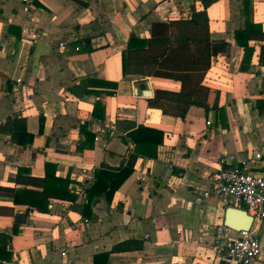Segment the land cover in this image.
<instances>
[{"label":"crops","instance_id":"crops-1","mask_svg":"<svg viewBox=\"0 0 264 264\" xmlns=\"http://www.w3.org/2000/svg\"><path fill=\"white\" fill-rule=\"evenodd\" d=\"M193 9L224 48L201 82L217 91L216 109L191 106L181 119L149 105L179 82L123 76L121 54L131 35L148 39L153 23L190 19ZM247 25L264 32V0H0V233L11 236L0 264H234L212 249L230 206L215 194L187 203L209 188L220 160L264 173V42L248 41L245 52L236 34L243 41ZM140 126L134 139L158 142L156 156L137 154L107 198L102 188L135 154ZM45 178L52 191L67 181L60 192L73 200L37 209L23 193H41ZM251 229L262 251L252 264H264V219Z\"/></svg>","mask_w":264,"mask_h":264},{"label":"trees","instance_id":"trees-1","mask_svg":"<svg viewBox=\"0 0 264 264\" xmlns=\"http://www.w3.org/2000/svg\"><path fill=\"white\" fill-rule=\"evenodd\" d=\"M247 35L243 41L237 36V43L244 48L245 52H252L248 47V41L264 42V32L260 26L247 25L244 30ZM243 31V32H244ZM251 31H254L251 34ZM224 46L215 45L210 41L208 21L205 11L195 12L193 9L190 19H179L168 22H156L151 25V36L148 39H140L135 35H131L127 41L126 48L122 51V74L149 76L164 79H171L179 82L180 90L178 93L165 92L161 90L155 91V95L149 105L154 108H159L165 114L185 118V115L191 106L203 108L206 112L211 109H216L214 104L217 99V91L209 88H203L201 82L207 71L210 68L211 58L219 53ZM259 63L264 66V45L260 46ZM202 96L199 97V93ZM201 98V99H200ZM259 113L264 112V100L257 101ZM22 122V121H19ZM42 123V119H40ZM24 126V125H23ZM24 127L16 125L14 129L19 135L26 133ZM142 130V126L132 132V138L138 135ZM160 135H162L160 133ZM31 142L33 136L28 135ZM162 136H160V140ZM136 144L135 154H131L126 164V167L119 170L121 175L114 181V177H110V181L106 182L102 188V193H105L107 198H110L113 193L122 185L132 172L134 161L137 154L147 157H155L157 143L153 145L140 144L134 139ZM149 148V151H146ZM19 174L23 171L18 169ZM52 178H45L41 193L25 192L32 194L37 203L35 207L41 211H47L48 199L52 197L66 198L73 200V196L68 194L62 195L60 190L62 186L68 183L55 185L56 190H51L53 185ZM100 179L97 177L96 182L87 191L88 206L89 201L94 196L96 188H98ZM106 188L108 190H106ZM9 191V190H8ZM14 194V191H10ZM17 192L14 194V202ZM22 194L19 193V195ZM14 233V232H13ZM11 236L6 233H0V256L4 253L7 245L10 243ZM116 249V248H114ZM119 248H117L118 250ZM7 259H11V254H6Z\"/></svg>","mask_w":264,"mask_h":264},{"label":"built area","instance_id":"built-area-1","mask_svg":"<svg viewBox=\"0 0 264 264\" xmlns=\"http://www.w3.org/2000/svg\"><path fill=\"white\" fill-rule=\"evenodd\" d=\"M219 164L220 170L208 181L209 188L194 202H188L187 206L201 205L211 194H215L224 205L242 208L254 220L264 219V173L252 172L246 166L227 164L225 159ZM79 190L84 191L83 188ZM231 232L224 226L215 228L212 240L214 254L230 263L252 264L262 253L258 238L252 229L234 232L235 237L230 236Z\"/></svg>","mask_w":264,"mask_h":264},{"label":"water","instance_id":"water-1","mask_svg":"<svg viewBox=\"0 0 264 264\" xmlns=\"http://www.w3.org/2000/svg\"><path fill=\"white\" fill-rule=\"evenodd\" d=\"M143 95L146 97L151 96L149 88L148 90L143 92ZM15 219L23 222L25 220V216L24 214H16ZM253 221L254 218L250 216L246 210L235 207H229L225 212L223 224L224 227H226L227 229L233 232H239L249 231L252 227Z\"/></svg>","mask_w":264,"mask_h":264}]
</instances>
